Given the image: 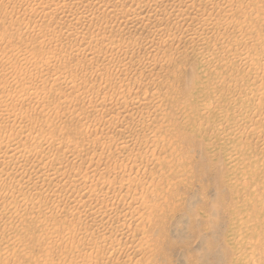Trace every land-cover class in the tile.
Here are the masks:
<instances>
[{"label":"rangeland","instance_id":"374dc122","mask_svg":"<svg viewBox=\"0 0 264 264\" xmlns=\"http://www.w3.org/2000/svg\"><path fill=\"white\" fill-rule=\"evenodd\" d=\"M74 1L0 0V61H2L0 62V95L4 94L12 99L10 100L13 101L12 104L8 101L7 105L15 107L17 114L21 111V114L10 120V123H5L7 127L1 124L0 120V145L5 146L6 141H9L8 143H14V147L8 144L11 148H16L17 151L21 148L18 153L15 152L16 155H12L13 159L10 158L11 155L8 157L11 152L7 153V157L4 154L0 157L2 158L0 165L3 168L10 163L6 169L0 166V169H3L0 173L5 171L4 173L11 176V180H20L19 182L15 180L18 185L14 181L16 186L12 182L8 183L9 187L6 184L8 189L5 185H0L2 187L0 188V210H2L0 211V264H254L255 261L256 264H264V0H232L230 2L237 1L240 5L242 3V7L236 6L234 8L237 9L236 13L234 9L231 10V20L228 18L229 21H223L218 15L215 20V30L213 27V31L211 28L210 32L199 30L198 33L201 35L186 39L182 36L179 39L181 29L186 27L183 21H176L178 24L170 23V35L162 34L159 35L160 37L155 35L156 39L147 29L143 30L140 24L136 28L133 23L121 22L119 28L115 17L120 11L125 12L129 8L134 10L132 8L138 5L136 3L133 5L132 0H129L131 3L128 0ZM169 1L171 0H162L163 3L159 1L160 6L155 7L151 4V7L146 8L147 10L139 12V16L147 15L146 19L151 20L161 19L160 8L169 11L172 8ZM228 1L208 0V3L211 5L212 2H216L215 4L221 6ZM80 2L82 4H79ZM89 2L91 5L88 4ZM110 3L113 5V10L112 13L107 14L108 10H104V5ZM93 4L96 7L102 6L99 9L95 7L93 14L87 11L89 15H86L85 11L93 9ZM39 5L46 7L43 13ZM78 6L79 8L83 6V9H79ZM177 8L178 13L182 12L181 9L185 11V7H180L179 10ZM176 11L174 14L177 15ZM192 11L197 13L195 9ZM206 13L208 12L205 11ZM242 15L247 19L250 18L248 20L244 18L245 25H241L244 22ZM201 16L191 13L194 20L202 18ZM216 21H218L217 29ZM221 21L224 22L223 25ZM67 26H70L72 31ZM149 36L153 40H149ZM223 36L225 38H222ZM162 37L165 39L163 40ZM203 37L204 44L199 40ZM147 40L153 42L149 44H152L150 49L148 47L149 50L146 45ZM7 43L12 44L14 50L4 53L2 49ZM164 44H168L166 49ZM226 44L230 47L227 46L228 49L225 47L224 49H227L225 51L223 46ZM55 52L58 53V57ZM116 60L125 62V65L121 66L122 63L119 65ZM110 62L112 64H109ZM152 64L158 66L160 64V66L159 68L154 66L153 69ZM15 79L18 83L13 82ZM20 83L23 84L20 86ZM17 84L23 89L19 90ZM30 87L32 88L29 89ZM35 87H41L40 94L37 95H40L41 100L37 97L36 101V96L32 95ZM26 91L28 96L31 94L29 96L31 99H28ZM138 94L144 96L140 99L141 102L160 103L163 112L158 115V118L161 117L158 119L160 122L156 123L158 127L153 131L147 132V135L143 134L135 141L124 142L122 139L124 133L135 135L142 130L145 133L146 127L155 121L151 116L154 112L142 108L141 102L130 105L131 98L139 96ZM18 97L28 100L29 104L21 102ZM29 100L32 102L30 103ZM123 101H127V105L122 104ZM235 107L237 109L239 107L240 113ZM44 110L45 112L47 110L45 115L42 112ZM1 113L4 115L3 112H0V115ZM127 113L129 116L126 117ZM23 114H26V118H22ZM45 133L48 135H44ZM39 135H44L45 139H39ZM35 141H41L39 145L42 156L36 157L34 153L29 154L30 152L24 150V146L27 149L35 144L33 143ZM124 145L133 147L129 153L132 158L128 157L127 153H121L124 157L120 156L113 160L107 158L108 150L118 149ZM48 150L51 151L48 153ZM26 154L28 157L25 156ZM73 156L74 158H71ZM34 157L37 160H34ZM146 157L153 161L155 159L152 167H140L141 160ZM126 158L129 161L125 160ZM28 159H31L30 162ZM130 159H136L134 161L136 164L133 165L137 166H133ZM32 161L33 165H31ZM35 164L45 167L43 174L37 173L40 176L35 174L38 167ZM21 166L23 169H20ZM101 167L106 168L105 171ZM54 169H56L55 174H58L57 184L62 183L64 179L79 178L84 172L86 175L87 172L91 175L93 169L103 171L106 177H103V180H109L114 173L124 170L126 181L132 184L131 191L136 189L141 201L143 199L144 202V198L149 200L145 202L152 204L150 208L153 212L158 207L164 212L160 210L157 211L158 213L154 212L155 216L150 223L148 220L151 218L147 219L146 214H143L142 217L145 215L147 218L144 220L141 217L140 225H136L135 220L128 219L123 230L126 235L122 237L120 235L122 230L116 229L115 224L109 225L107 217L88 216L89 205L97 206L96 202L91 201L84 207L76 201L79 198L72 196L74 193L70 190L59 189L60 187L57 186L60 184L54 186L55 181L52 180L56 177L55 174L53 176ZM14 172L19 174L15 176ZM152 174L155 176L152 177ZM27 181L32 189H26L28 187L19 189V185L26 184ZM93 181L91 185L93 184L95 188H93L94 193L102 195L101 192L104 190L105 193H109L107 195L112 196V189L108 185L103 186L97 178H93ZM140 193L145 196L142 197ZM146 196L149 198L147 199ZM17 197L21 199H18V202ZM51 197L55 200L53 203L55 206L41 205L45 198ZM117 198L112 199L116 208L111 207L112 210H108L109 215H115L129 207V200H126L123 206L122 202H117L119 200ZM121 207L125 208L121 210ZM159 213H162L161 217ZM157 216L159 217L156 219ZM244 220L249 222L245 223ZM146 221L148 223L145 226L143 224ZM99 225L107 227L105 233H97V228L101 229ZM116 230L120 233L117 231L116 234ZM138 232L140 234H137ZM138 237H143L140 239L143 244H140ZM135 238L139 243L133 242ZM132 246L135 248H131ZM137 248L140 253L133 254V257L124 252L126 250H130L129 253L136 252ZM90 255H94L91 256L93 259ZM129 256L128 260L125 259Z\"/></svg>","mask_w":264,"mask_h":264},{"label":"bare ground","instance_id":"6f19581e","mask_svg":"<svg viewBox=\"0 0 264 264\" xmlns=\"http://www.w3.org/2000/svg\"><path fill=\"white\" fill-rule=\"evenodd\" d=\"M55 1V0H54ZM58 1V0H57ZM71 1V0H70ZM83 1V0H82ZM81 1V2H82ZM117 1V0H116ZM133 1V5H135V3L138 5V6H136L135 8H132V9H134V10H129V9H131V8H127V9H125V10H127V11H125V12H121L120 11V13L115 17L116 18V21L115 22H117V24H118V27H119V24L121 23V22H123V23H126V22H130V24L131 23H133V25H135V27L136 28H138V24H140V25H142V29L143 30H145V29H147V31H148V33H150V34H152L153 35V38L154 37H157V36H155V35H158V37H160L159 35H170V32H171V28H170V23H176V21L178 22V21H183L185 24H186V27H184V29H181V33H180V38L179 39H181L182 37H183V39H184V37H185V39L186 38H195L196 36H199V34L200 33H198V32H200L199 30H202V31H208L209 30V32H210V29L213 27L214 28V30H215V27H214V25H215V20L217 19V17H218V15L220 16V17H222V19H223V21L224 20H227L228 18H230V13H232V9H234L236 6H238V5H240L239 4V2H238V4H237V1L236 2H230V1H232V0H226V1H228V2H226V3H223L222 5H223V7H222V5L220 6V5H218V4H215V3H211V5L208 3V0H171V1H169V2H171L170 3V5H171V10L169 11V9L167 10L166 8H160V11H159V14H160V12H161V19L159 18V19H153V20H151L150 18H147L146 19V16H139V12H141V11H143L144 9H146V8H149V6L151 5V4H153V6L155 7V6H160L159 5V3L162 1V0H132ZM168 1V0H167ZM220 1V0H219ZM223 0H221V2H222ZM240 1V0H239ZM244 1V0H243ZM258 1V0H257ZM74 2H76V0L74 1ZM78 2V1H77ZM79 3V4H82V3ZM98 2H99V0H98ZM103 2H105V1H103ZM115 2V1H114ZM119 2V1H118ZM123 2V1H122ZM128 2L129 3H131L129 0H128ZM73 3V2H72ZM112 3H113V1H112ZM161 3H163V2H161ZM218 3V2H217ZM241 3V2H240ZM247 3V2H246ZM78 4V3H77ZM89 5H91V3L89 2L88 3ZM87 4V5H88ZM104 4V3H103ZM121 4V3H120ZM208 4L210 5V6H208ZM244 4V3H243ZM248 4V3H247ZM89 5H88V8H89ZM115 5V4H114ZM132 5V4H131ZM165 5V4H164ZM169 5V6H170ZM241 5H242V3H241ZM240 5V6H241ZM84 6H85V4H84ZM93 6H94V8L92 9V8H90V9H85L86 11V15H89V14H93L94 12H95V9L97 8V9H99V7L100 6H102V5H97V6H99V7H96L94 4H93ZM105 7V9L104 10H108L107 11V14H108V12H110V13H112V7H113V5L110 3V4H106V5H104ZM124 6V5H123ZM179 7V8H177V7ZM2 7V6H1ZM38 7H41L40 5L38 6ZM38 7H36V8H38ZM45 7V6H44ZM44 7H41L40 8V10L42 11V13H43V10H45V8ZM83 6H80V8H82ZM87 7V6H86ZM96 7V8H95ZM151 7V6H150ZM153 7V8H154ZM179 10V9H181L180 7H185V11H183V9H181L182 10V12H183V15H184V13L186 12V16L184 15H182V12L180 11V13H178L179 11H176V8ZM242 7V6H241ZM3 8V7H2ZM35 8V9H36ZM78 8H79V6H78ZM79 8V9H80ZM136 8L138 9V10H136ZM157 8V7H156ZM159 8V7H158ZM238 8V7H237ZM39 9V8H38ZM83 9V8H82ZM102 9V10H103ZM175 9V10H174ZM196 10L197 11V13L195 12V13H193L194 11H192V10ZM39 10V11H40ZM94 10V11H93ZM147 10V9H146ZM159 10V9H158ZM157 10V11H158ZM173 10H174V12L176 11V13H177V15L176 14H174V12H173ZM208 10V11H207ZM235 10V9H234ZM234 10H233V12H234ZM237 10V9H236ZM236 10H235V13H236ZM239 10H240V8H239ZM242 10V9H241ZM34 11V10H33ZM37 11V10H36ZM87 11H88V13L89 14H87ZM97 11V10H96ZM100 11H101V9H100ZM123 11V10H122ZM205 11L206 12H208V13H206L205 14ZM231 11V12H230ZM250 11V10H249ZM38 12V11H37ZM64 12V11H63ZM66 12V11H65ZM79 12V11H78ZM84 12V11H83ZM103 12V11H102ZM114 12V11H113ZM118 12V11H117ZM244 12V11H243ZM242 12V13H243ZM247 12V11H246ZM245 12V13H246ZM31 13H33V14H35L34 12H31ZM69 13V12H68ZM80 13V12H79ZM98 13H99V10H98ZM104 13V12H103ZM191 13L192 14H196V15H198L199 14V16H201L202 18H200L199 17V19H198V21H197V19H195L194 20V18L193 17H191ZM241 13V14H242ZM244 13V14H245ZM249 13V12H248ZM66 14V13H65ZM97 14V13H96ZM147 14V13H146ZM150 14V13H149ZM156 14V13H155ZM178 14H180L179 16H178ZM240 13L238 12V15H239ZM243 14V15H244ZM203 15H204V17H203ZM234 15H236L237 16V14H234ZM242 15V20L244 21L243 23H241V25L242 24H244L245 25V21L246 20H248V19H250V18H246L245 16H243ZM246 15H247V17L249 16L247 13H246ZM92 17H94L93 15H91ZM99 16V15H98ZM109 16V15H108ZM149 16V15H148ZM85 17V16H84ZM231 17H233L232 15H231ZM235 17V16H234ZM86 18H88V17H86ZM91 18V17H90ZM196 18V17H195ZM238 18H240V15L238 16ZM244 18H246V20H244ZM93 19V18H92ZM88 19H86V21H87ZM220 20V19H219ZM230 20H231V18H230ZM89 21H91V20H89ZM197 21V22H196ZM223 21H221L222 23H221V25H223L224 24V22ZM227 21H229V20H227ZM233 21V20H232ZM79 22H83V21H79ZM182 22V23H183ZM218 21H216V23H217ZM77 23V22H76ZM81 23H79L80 25H81ZM183 23V24H184ZM227 23H229V22H227ZM238 23V22H237ZM248 23V22H247ZM250 23V22H249ZM70 24H72V23H70ZM83 24H85V23H83ZM115 24V23H114ZM113 24V25H114ZM176 24H178V23H176ZM185 24H184V26H185ZM234 24V23H233ZM240 24V23H239ZM238 24V25H239ZM79 25V26H80ZM132 25V26H133ZM217 25H218V23L216 24V29H217ZM220 25V24H219ZM240 25V26H241ZM248 25H250V24H248ZM247 25V26H248ZM71 26V25H70ZM69 26V27H70ZM75 24L73 25V28L75 29ZM79 26H77L78 28H79ZM83 26V25H82ZM173 26V25H172ZM175 26V25H174ZM178 26V25H177ZM183 26V25H182ZM227 26V25H226ZM237 26V25H236ZM68 27V26H67ZM68 27V28H69ZM110 27V26H109ZM113 27V26H112ZM144 27V28H143ZM176 27V26H175ZM245 27V26H244ZM71 28V27H70ZM69 28V29H70ZM115 28V27H114ZM120 28V27H119ZM127 28V27H126ZM133 28V27H132ZM139 28L141 29V26H139ZM174 28V27H173ZM213 28H212V31H213ZM220 28V27H219ZM225 28V27H224ZM108 29V28H107ZM112 29V28H111ZM116 29V28H115ZM177 29H178V27H177ZM223 29V28H222ZM237 29V28H236ZM249 29H251V28H249ZM71 30V29H70ZM180 30V29H179ZM235 30V29H234ZM238 30V29H237ZM246 30V29H245ZM247 30H248V28H247ZM252 30V29H251ZM251 30H249V31H251ZM72 31V30H71ZM112 31V30H111ZM118 31V30H117ZM175 31V30H174ZM242 31V30H241ZM241 31H239V32H241ZM136 32H137V29H136ZM138 32H139V30H138ZM248 32V31H247ZM105 33V32H104ZM177 33V32H176ZM238 33V32H237ZM244 33V32H243ZM106 34V33H105ZM110 34V33H109ZM118 34V33H117ZM141 34V33H140ZM144 34V33H143ZM173 34V33H172ZM178 34V33H177ZM202 34H204V32H202ZM230 34V33H229ZM248 34V33H247ZM49 35V34H48ZM107 35V34H106ZM116 35V34H115ZM146 35V34H145ZM201 35V34H200ZM218 35V34H217ZM227 35V34H226ZM234 35V34H233ZM172 36V35H171ZM182 36V37H181ZM209 36H210V34H209ZM215 36V35H214ZM225 36V35H224ZM222 37V38H225V37ZM238 35H236V37H237ZM150 37V36H149ZM170 36H168V38H169ZM175 36L173 35V38H174ZM201 37V36H200ZM229 37H230V35H229ZM248 37H250V36H248ZM50 38V37H49ZM52 38V37H51ZM153 38H149V40L151 39V40H153ZM167 38V39H168ZM171 38V37H170ZM169 38V39H170ZM173 38H171L170 40H173ZM199 38V37H198ZM217 38V37H216ZM238 38V37H237ZM245 38H246V36H245ZM154 39H156V38H154ZM162 39H163V37H162ZM162 39H161V41H162ZM165 39V38H164ZM163 39V40H164ZM167 39H166V42H167ZM209 39H211V38H209ZM221 39V38H220ZM229 39V38H228ZM239 39V38H238ZM237 39V40H238ZM169 40V41H170ZM198 40V39H197ZM199 40H205V38L203 37V38H201V39H199ZM198 40V41H199ZM227 40V39H226ZM244 40H246V39H244ZM142 41V40H141ZM148 41V40H147ZM146 41V42H147ZM175 41V40H174ZM179 41V40H178ZM177 41V42H178ZM185 41V40H184ZM223 41V40H222ZM230 41V40H229ZM232 41V40H231ZM230 41V42H231ZM195 42V41H194ZM203 42H205V41H202V44H204ZM211 42H212V40H211ZM227 42V41H226ZM232 42H234V41H232ZM259 42V41H258ZM142 43V42H141ZM150 43H152L153 44V42H147L146 43V45H147V49H148V47H149V49L151 48V46H152V44L151 45H149ZM158 43H159V41H158ZM219 43H221V42H219ZM260 43V42H259ZM8 44V43H7ZM5 44V47H3L4 49H2V50H4L3 52L4 53H8V52H11V51H13L14 50V46L12 45V44ZM132 44V43H131ZM130 44V45H131ZM139 44V43H138ZM138 44H136V45H138ZM155 44V43H154ZM198 44V43H197ZM215 45H217L216 43H214ZM229 44V43H228ZM228 44H226V46H223V49L225 48V47H227L228 46ZM129 45V46H130ZM133 45V44H132ZM145 45V44H144ZM145 45V46H146ZM159 45H161V44H159ZM165 45V44H164ZM168 45V44H167ZM167 45H165V49H166V46ZM194 45V44H193ZM200 45V44H199ZM236 45V44H235ZM234 45V46H235ZM140 46H142V45H140ZM200 46H202V45H200ZM212 46V45H211ZM214 46V45H213ZM138 47H139V45H138ZM137 47V48H138ZM144 47V46H143ZM163 47V46H162ZM228 47H230V46H228ZM228 47H227V49H228ZM233 46H231V48H232ZM133 48H136L135 46H133ZM132 48V49H133ZM154 48H159V47H154ZM163 48V49H164ZM215 48V47H214ZM220 48H221V46H220ZM238 48V47H237ZM148 49V50H149ZM160 49V48H159ZM158 49V50H159ZM172 49V48H171ZM213 49V48H212ZM216 49V48H215ZM214 49V50H215ZM222 49V50H223ZM226 49V50H227ZM238 49H241V48H238ZM157 50V49H156ZM162 50V49H161ZM217 50V49H216ZM215 50V51H216ZM225 50V49H224ZM225 50V51H226ZM89 51V50H88ZM154 51V50H153ZM200 51V50H199ZM85 52V51H84ZM92 52V51H91ZM161 52V51H160ZM167 52H168V50H167ZM203 52V51H202ZM245 52V51H244ZM4 53H2V54H4ZM87 53V52H86ZM90 53V52H89ZM89 53H88V55H89ZM93 53V52H92ZM91 53V54H92ZM96 53V52H95ZM163 53H164V51H163ZM166 53V52H165ZM207 53V52H206ZM242 53V52H241ZM11 54V53H10ZM53 54V53H52ZM55 54H56V56H57V52H55ZM59 54H61V53H59ZM246 54H248V53H246ZM6 56H8L7 54H5ZM93 55V54H92ZM97 55V54H96ZM253 55V54H252ZM4 56V55H3ZM11 56V55H10ZM60 56V55H59ZM87 56V55H86ZM94 56V55H93ZM244 56V55H243ZM249 56V55H248ZM54 57V56H53ZM58 57V56H57ZM236 57V56H235ZM244 57H246V56H244ZM2 58V57H1ZM7 58V57H6ZM241 58V57H240ZM252 58V57H251ZM250 58V59H251ZM61 59V58H60ZM224 59V58H223ZM249 59V60H250ZM1 60H4V59H1ZM6 60V59H5ZM4 60V61H5ZM58 60V59H57ZM113 60V59H112ZM119 60V59H118ZM240 60V59H239ZM243 60H245V59H243ZM36 61V60H35ZM123 61V60H122ZM0 62H2V61H0ZM113 62V61H112ZM112 62H110L109 64H112ZM119 63V65H120V63H122L121 64V66L122 65H125V62H119V61H117L116 60V63ZM223 62V61H222ZM242 62V61H241ZM249 62V61H248ZM247 62V63H248ZM244 63V62H243ZM251 63V62H250ZM255 63V62H254ZM38 64V63H37ZM36 64V66L38 67V65ZM41 64V63H40ZM106 64H108V63H106ZM115 64V63H114ZM113 64V65H114ZM155 64V63H154ZM154 64H152L153 65V69H154V66H155V68L157 67V68H159V66H160V64H159V66L158 65H154ZM157 64V63H156ZM35 65V64H34ZM33 65V66H34ZM45 65V64H44ZM152 65H150V66H152ZM164 65V64H163ZM106 66V65H105ZM116 66V65H115ZM245 66V65H244ZM117 67V66H116ZM249 67H250V65H249ZM258 67V66H257ZM30 68V67H29ZM34 68V67H33ZM40 68V67H39ZM104 68V67H103ZM106 68L107 67H105V70H106ZM160 68H162V66L160 67ZM27 69V68H26ZM243 69V68H242ZM255 69V68H254ZM23 70H25L24 68H23ZM23 70H21V71H23ZM30 70V69H29ZM28 70V71H29ZM150 70H152V69H150ZM161 70V69H160ZM165 70H166V68H165ZM245 70V69H244ZM256 70H257V68H256ZM259 70V69H258ZM26 71V70H25ZM97 71H98V69H97ZM98 73V72H97ZM22 76V75H21ZM23 77H24V75H23ZM17 80H19V79H17ZM13 82H15V83H18V81H16V79H15V81H13ZM12 82V83H13ZM20 82V81H19ZM22 82H23V80H22ZM255 82V81H254ZM257 82V81H256ZM12 83H11V88H12ZM24 83V82H23ZM22 83V84H23ZM92 83V82H91ZM90 83V84H91ZM10 84V83H9ZM14 84V83H13ZM21 83H20V86L22 85ZM219 84V83H218ZM237 84V83H236ZM18 85V84H17ZM17 85H14L15 87L17 86ZM25 85V84H24ZM23 85V86H24ZM39 85H41V84H39ZM38 85V86H39ZM130 85V84H129ZM19 85H18V88L20 87ZM22 86V87H23ZM92 87H93V85H91ZM235 86H237V85H235ZM257 86V85H256ZM15 87H14V89H15ZM34 87V86H33ZM44 87V86H43ZM42 87V89L44 90V88ZM95 87V86H94ZM259 87H261V86H259ZM17 88V89H18ZM27 88H28V86H27ZM32 87H30L29 89H31ZM40 89H41V87H39ZM39 88H37V87H35V92H33L32 93V95H33V97L34 96H36L35 97V100H36V98L38 97L39 98V96H37L38 94H40V89ZM90 88V87H89ZM217 88V87H216ZM215 88V89H216ZM245 88V87H244ZM20 89H23V88H19V90ZM29 89H28V91H29ZM98 89H99V87H98ZM18 90V91H19ZM218 90H220V87L218 88ZM24 91H25V89H24ZM42 92H44V91H42ZM58 92V91H57ZM60 92V91H59ZM250 92V91H249ZM248 92V93H249ZM259 92V91H258ZM263 91H260V93H262ZM31 93V92H30ZM63 93H64V91H63ZM62 93V94H63ZM19 94V93H18ZM17 94V95H18ZM59 94V93H58ZM61 94V95H62ZM5 95H7V94H5ZM26 95H27V91H26ZM31 95V94H30ZM29 95V96H30ZM47 95V94H46ZM60 95V96H61ZM139 95V94H138ZM28 96V95H27ZM28 96V99L30 98L31 99V97H29ZM43 96V95H42ZM11 97V96H10ZM21 97V96H20ZM141 97V98H140ZM143 95L142 94H140L139 96H135V97H133V98H131V104L130 105H132V104H135V103H139V102H141L140 101V99H143ZM12 98V97H11ZM19 98V97H18ZM24 98V97H23ZM42 98V97H41ZM47 98V97H46ZM17 99V97L15 98V100ZM32 99H34V98H32ZM40 99V98H39ZM215 99H217L216 97H215ZM214 99V101H218V100H215ZM221 99V98H220ZM10 100H12V99H10V98H8V97H6V96H4V94L3 95H0V112H3L4 113V115H2V113H1V115H0V120H1V124L3 123V125L6 123V124H8V122L10 123V120H12V119H15V117L18 115V114H21L20 112L17 114L16 113V111H17V109L15 108V107H10V106H8L7 105V103H9L10 102ZM14 100V99H13ZM19 100L21 101V102H24V103H27V101L26 100H22V99H20L19 98ZM18 100V101H19ZM38 100V99H37ZM36 100V101H37ZM41 100V99H40ZM130 100V99H129ZM128 100V101H129ZM9 101V102H8ZM19 101V102H20ZM30 101V100H29ZM11 102H13V101H11ZM10 102V104H12ZM20 102V103H21ZM32 101H30V103H31ZM219 102V101H218ZM34 103V102H33ZM44 103V102H43ZM127 103V101H123V103L122 104H125V105H127L126 104ZM217 103V102H216ZM16 104V103H15ZM27 104H29V103H27ZM39 104H41L40 102H39ZM38 104V105H39ZM258 104H260V103H258ZM18 105V104H17ZM37 105V106H38ZM128 105H129V103H128ZM140 105L142 106V108H144V109H147V110H149V109H151L154 113V115H152L151 114V116H153V120L155 119V121L152 123V124H150V125H148L147 127H146V131H145V133L143 132V130L141 131V132H139V133H137V134H135V135H133V134H123L122 135V139L124 140V142H126L127 140H130L131 142L132 141H135V140H137V139H139V137L140 136H142L143 134H146L147 132H150V131H153L156 127H158L157 125L158 124H156L159 120V118H161V117H159L158 118V115H160L162 112H163V107L160 105V103L159 104H153V103H150V102H148V101H144V102H141L140 103ZM14 106V105H13ZM1 107H4V108H2L1 109ZM22 107H23V105H22ZM45 107V106H44ZM208 107H210V106H208ZM236 108V107H235ZM234 108V109H235ZM256 108V107H255ZM237 109V108H236ZM238 109H239V107H238ZM237 109V110H238ZM241 109V108H240ZM246 109V108H245ZM263 109H264V107H263ZM20 110H21V107H20ZM41 110H43V109H41ZM242 110V109H241ZM256 110V109H255ZM239 111V110H238ZM243 111V110H242ZM246 111V110H245ZM253 111V110H252ZM251 111V112H252ZM264 111V110H263ZM40 112V111H39ZM42 112H44V115H45V113L47 112V110H46V112H45V110L44 111H42ZM236 112V111H235ZM239 113H240V111H239ZM235 114V113H234ZM241 114H242V112H241ZM24 115V114H23ZM22 115V118H26V114L23 116ZM41 115H42V113H41ZM126 115V117L127 116H129V114L127 113V114H125ZM232 116V115H231ZM228 117V116H227ZM237 117H238V115H237ZM18 118V117H17ZM29 118V117H28ZM232 118V117H231ZM32 119V118H31ZM31 119H29V121L31 120ZM36 119H38V118H36ZM21 120V119H20ZM42 120V119H41ZM236 120H237V118H236ZM239 120H240V118H239ZM246 120V119H245ZM63 121H64V119H63ZM21 122V121H20ZM36 122H38V121H36ZM160 122V121H159ZM158 122V123H159ZM228 122V121H227ZM232 122V121H231ZM12 123H14V121H12ZM239 121H238V125H239ZM5 124V125H6ZM17 125L19 124L18 122L16 123ZM21 124H26V123H21ZM234 124V123H233ZM13 125V124H12ZM15 125V124H14ZM16 125V126H17ZM27 125V124H26ZM25 125V127H27ZM9 126V125H8ZM10 126H11V124H10ZM20 126H22V125H20ZM232 126H234V125H232ZM241 126V125H240ZM5 127H7V125L5 126ZM29 127V126H28ZM27 127V128H28ZM219 127V126H218ZM220 127H222V126H220ZM237 127V126H236ZM9 128V127H8ZM16 128V127H15ZM22 128H24L23 126H22ZM21 128V129H22ZM243 128V127H242ZM20 129V128H19ZM255 129V128H254ZM254 129L252 130V131H254ZM25 130H26V128H25ZM248 130V129H247ZM242 131V130H241ZM3 132V131H2ZM45 132V131H44ZM258 132V131H257ZM41 132H39V134H40ZM236 133V132H235ZM258 134V133H257ZM18 136L20 135V133L19 134H17ZM16 135V136H17ZM44 135H46V133L44 134ZM44 135H39L40 136V138L39 139H41V138H44ZM48 135V134H47ZM46 135V136H47ZM147 135V134H146ZM240 135V134H239ZM256 135V134H255ZM12 137H13V135H11ZM38 136V137H39ZM11 137V139H13ZM36 137V136H35ZM50 138V137H49ZM227 138V137H226ZM232 138V137H231ZM15 139V138H14ZM17 139V138H16ZM35 139H37V137L35 138ZM34 139V140H35ZM38 139V140H39ZM45 139V138H44ZM233 139H235L234 138V136H233ZM8 140H10L9 138H8ZM126 140V141H125ZM230 140V139H229ZM228 140V141H229ZM7 142V144H5V146L2 144V146L0 145V154H1V156L0 157H3V155L2 154H4L5 156L7 155V153H10L11 152V154H9L8 155V157L11 155H14L15 154V152H19V149H21V148H18V151H17V149L15 148H13L14 146H13V144L14 143H8L9 141H6ZM12 142V141H11ZM14 142H16V141H14ZM39 142H41V141H35V142H33V143H35V144H32V145H30L29 147H27V149L25 148V146H24V150H27V152H30L29 154H31V153H34V155L37 157V156H42L41 154H42V149H41V145H39ZM43 142V141H42ZM215 142V141H214ZM44 143H46V142H44ZM48 143H50V142H48ZM58 143V142H57ZM213 143V142H212ZM216 143V142H215ZM223 143H224V141H223ZM8 144H10V145H12L13 147L11 148V146L10 145H8ZM23 144V143H22ZM55 144H56V142H55ZM127 145V144H126ZM124 145V146H121L120 148H115V149H111V150H108V154H107V158L108 159H116V158H119L120 156H122V157H124L123 156V154L124 153H127L128 155V157H131V156H129V153H131V148L133 149V147L132 146H130L131 148H129V147H127V146H129V145ZM217 145V144H216ZM215 145V146H216ZM226 145V144H225ZM17 146V144L15 145V147ZM23 146V145H22ZM47 146V145H46ZM58 146V145H57ZM211 146V145H210ZM213 146V145H212ZM219 146V145H218ZM217 146V147H218ZM19 147V146H18ZM21 147V146H20ZM45 147V146H44ZM49 147V146H48ZM66 147V146H65ZM23 148V147H22ZM45 148H47V147H45ZM59 148V147H58ZM69 148V147H68ZM48 149V148H47ZM55 149V148H54ZM75 149H76V147H75ZM51 150H53L52 148H51ZM51 150H48V153H49V151H51ZM67 150H69V149H67ZM20 151H22V150H20ZM44 151V150H43ZM47 151V150H46ZM46 151H45V153H46ZM73 151H74V148H73ZM72 150H71V152H73ZM133 151V150H132ZM136 152V151H135ZM140 152V151H139ZM47 153V154H48ZM51 153V152H50ZM73 153H76V152H73ZM121 153H123V154H121ZM133 153V152H132ZM24 154H25V152H24ZM69 154V153H68ZM138 154H140V153H138ZM16 155V154H15ZM19 155H21V154H19ZM19 155H17L18 157H19ZM72 155V154H71ZM74 155V154H73ZM77 155V154H76ZM75 155V156H76ZM131 155H133V154H131ZM21 156H23V155H21ZM25 156H27L28 157V155L26 154ZM69 156V155H68ZM88 156V155H87ZM138 156V155H137ZM139 156H141V155H139ZM231 156V155H230ZM7 157V156H6ZM26 157V158H27ZM36 157H34V160L36 159ZM144 157V156H143ZM11 159H13L14 158V156H12V157H10ZM30 158H32L31 156H30ZM39 158V157H38ZM71 158H74V156L73 157H71ZM70 158V159H71ZM132 158V157H131ZM233 158V157H232ZM231 158V159H232ZM0 159H2V158H0ZM33 159V158H32ZM43 159V158H42ZM76 159H77V156H76ZM91 159V158H90ZM108 159H106V160H108ZM30 160L31 159H28V162H30ZM37 160V159H36ZM39 160V159H38ZM40 160H41V158H40ZM84 160V159H83ZM125 160H128L127 158L125 159ZM136 159H130V161L131 162H133L132 163V165L135 163L134 161H135ZM42 161V160H41ZM41 161H38L39 163L41 162ZM48 161V160H47ZM129 161V160H128ZM154 161H155V159H154ZM154 161L152 160V159H149V158H143L142 160H141V166L140 167H149V166H153L154 165ZM8 162V161H7ZM38 162H36V163H38ZM46 162V161H45ZM68 162V161H67ZM137 162V161H136ZM4 163V162H3ZM11 163H13V162H11ZM25 163V162H24ZM129 163V162H128ZM157 163V162H156ZM10 164V163H9ZM8 164V165H9ZM28 163L26 162V165H27ZM34 164V162L32 161V163H31V165H33ZM43 165H44V163H42ZM54 164V163H53ZM53 164H52V166H53ZM92 164V163H91ZM136 164V163H135ZM232 164V163H231ZM8 165H4L5 166V168H3V166H1L3 169H6V166L7 167H9ZM13 165V164H12ZM49 165V164H48ZM95 165H97V164H95ZM99 165H100V163H99ZM140 165V164H139ZM14 166V165H13ZM17 166V165H16ZM23 166V165H22ZM22 166H21V168L20 169H23L22 168ZM30 166V165H29ZM35 166H36V164H35ZM37 166H38V164H37ZM36 166V167H37ZM58 166H59V164H58ZM91 166V165H90ZM93 166V165H92ZM98 166V165H97ZM105 166H106V164H105ZM104 166V167H105ZM127 167H129L128 165H126ZM133 166H137V165H133ZM18 167H20V165H18ZM31 167V166H30ZM29 167V168H30ZM60 167H62V166H60ZM107 167V166H106ZM139 166H138V169L140 168ZM0 169V170H3V169ZM16 168V167H15ZM28 168V169H29ZM43 168H44V170H45V167H43V166H38L37 167V170L35 171L36 173L35 174H37V173H40V174H43L44 172H43ZM50 168H52L51 166H50ZM54 168V167H53ZM92 168H94V167H92ZM98 168V167H97ZM133 168H135V167H133ZM10 169V168H9ZM13 169H14V167H13ZM24 169H25V167H24ZM96 169V168H95ZM101 169H102V167H101ZM106 169V168H105ZM105 169H102V170H104L105 171ZM126 169V168H125ZM130 169L132 170V166L130 167ZM138 169H137V171H138ZM55 170L56 169H54V173H53V176H54V174H55ZM100 171V170H95L94 171V169L92 170V172L93 173H91V175H89L88 174V172H87V175L85 174V172L84 173H82V174H84L83 176H80L79 178H76L75 177V179H73V177L72 178H68L67 180H65L64 179V181L62 182V183H59L58 182V184H60V185H58L56 182L57 181H59V179H58V177H57V175L58 174H55L56 175V177H53V181H55L54 182V186H57V187H60L59 189H61V190H63V191H67V189L68 190H70L72 193H74V194H72V196H75V197H77V198H79L78 200H76V198H73V199H75L77 202H79L82 206H84V207H86L91 201H94V202H96L97 203V206H93V207H90V205H89V211H88V216H90V215H92V216H99L100 218H104V217H107V221H108V223H109V225L111 224H115L114 226H115V228L116 229H119L120 231H121V234L120 235H122V237H123V235H126V234H124V229L126 228V226H125V224H126V221L129 219V220H135L136 221V225H140V220H141V217L143 216V214H146V216L148 217H145V215H144V217H142V218H144V220H145V218H147V219H149V218H151V219H149L148 221H149V223L152 221V218L155 216V213L154 212H157L158 210H160V209H162L161 207H160V209H158L157 207V210H154V212H153V209H151L150 208V206L152 205V204H150L149 202L148 203H146L147 201H149V200H146L145 198H144V202H143V199H142V201H141V196H139V195H137L139 192H137V190L135 189V191H131V183H130V181L129 182H127L126 181V178L124 177L125 175H124V170L123 171H120V172H117V173H114L113 174V176H111V178L108 180V179H104L103 180V177L104 178H106L105 177V175L103 174V171ZM7 171V170H6ZM11 171V170H10ZM12 171H15V170H12ZM21 171V170H20ZM19 171V172H20ZM47 171V170H46ZM87 171V170H86ZM130 171V170H129ZM5 171H3V172H1L0 173V185L1 186H3V185H5V187H6V189H8V187H9V185H8V183L10 184L11 182L12 183H14V181L16 180H14L13 179V176H12V179L13 180H11V176H9V175H7L6 173H4ZM19 172H17V173H15L14 175L16 176V174H19ZM27 172V171H26ZM33 172H34V170H33ZM32 172V173H33ZM49 173L51 172V171H48ZM48 172H46V173H48ZM123 172V173H122ZM132 172V171H131ZM130 172V173H131ZM11 173V172H10ZM13 173V172H12ZM57 173V172H56ZM129 173V174H130ZM9 174V173H8ZM40 174H37V175H39L40 176ZM50 174H52V173H50ZM81 174V175H82ZM21 175H22V173H21ZM97 175V177H95ZM153 175L154 174H152V177H153ZM32 176V175H31ZM30 176V177H31ZM51 176V175H50ZM60 177H61V174L59 175ZM129 176V175H128ZM155 176V175H154ZM23 177V176H22ZM21 177V178H22ZM34 177V176H33ZM37 177L38 176H36V179H37ZM41 177H42V175H41ZM70 177V176H69ZM158 177V176H157ZM15 178V177H14ZM24 178V177H23ZM63 178V177H62ZM65 178V177H64ZM93 178H97V180H99L98 182L101 184L102 183V185L103 186H105V185H108L111 189H112V196H109V195H107V194H109V193H105L104 192V190H102L101 188V190L103 191V192H101V193H103L102 195L101 194H99V193H94L93 191H94V186H93V184L91 185V183L92 182H94L93 181ZM109 178V177H108ZM34 179V178H33ZM39 180H40V178H38ZM45 179H46V176H45ZM44 179V180H45ZM102 179V180H101ZM128 179H130V178H128ZM51 180V183L53 182ZM101 180V181H100ZM147 180V179H146ZM150 180H152V179H150ZM154 180V179H153ZM16 181H20L19 179L18 180H16ZM15 181V182H16ZM22 181V180H21ZM38 181V180H37ZM24 183L26 182V180L25 181H23ZM28 183H26V184H21V185H19L20 187H19V189L21 188V190H23L22 188H26V187H28V188H26V189H30L31 187H30V185H29V181H27ZM31 182V181H30ZM41 182V181H40ZM138 182V181H137ZM146 182V181H145ZM152 182V181H151ZM151 182H149V183H151ZM17 183V182H16ZM156 183V182H155ZM8 185V187H7V185ZM45 184V183H44ZM53 184V183H52ZM97 184V183H96ZM12 185V184H11ZM13 185H15V183L13 184ZM13 185H12V187H13ZM17 185H18V183H17ZM32 185V184H31ZM41 185V184H40ZM48 185V184H47ZM139 185V184H138ZM245 185H246V182H245ZM16 186V185H15ZM14 186V187H15ZM38 186V185H37ZM96 186V185H95ZM133 186H135V185H133ZM140 186H142V185H140ZM174 186V185H173ZM50 187V186H49ZM48 187V188H49ZM53 187V186H52ZM164 187V186H163ZM0 188H2V187H0ZM4 188V187H3ZM17 188V187H16ZM71 188V189H70ZM94 188V189H93ZM136 188H137V186H136ZM141 188V187H140ZM139 188V189H140ZM143 188H144V186L142 187V191H143ZM159 188H161V187H159ZM169 188V187H168ZM176 188V187H175ZM32 189V188H31ZM30 189V190H31ZM35 188H33V190H34ZM45 189V188H44ZM47 189V188H46ZM53 189V188H52ZM162 189V188H161ZM1 190V189H0ZM5 189H3V191H4ZM15 190V189H14ZM25 190V189H24ZM32 190V191H33ZM169 190V189H168ZM8 191V190H7ZM9 191H12V190H9ZM27 191V190H26ZM29 191V190H28ZM27 191V192H28ZM54 191H55V189H54ZM82 191V192H81ZM154 191H155V189H154ZM57 192V191H56ZM62 192V191H61ZM61 192H58V193H61ZM69 192V191H68ZM98 192V191H97ZM100 192V191H99ZM135 192H137V193H135ZM1 193V192H0ZM25 193V192H24ZM33 193V192H32ZM63 193V192H62ZM153 193H155V192H153ZM165 193V192H164ZM21 194V193H20ZM71 194V193H70ZM141 194V193H140ZM156 194H158V193H156ZM162 194V193H161ZM160 194V195H161ZM166 194V193H165ZM26 195V194H25ZM25 195H23V196H25ZM33 195V194H32ZM52 195H53V192H52ZM55 195H56V193H55ZM142 195V197L143 196H145V195H143V194H141ZM153 195V194H152ZM159 195V194H158ZM171 195V194H170ZM22 196V195H21ZM20 196V197H21ZM29 196V195H28ZM137 196H139V197H137ZM20 197L18 198L17 197V202L19 201L18 199H20ZM109 197V198H108ZM118 197V198H117ZM147 197V196H146ZM158 197V196H157ZM29 198V197H28ZM32 198V197H31ZM42 198V197H41ZM54 199H55V196L53 197ZM115 198H117V199H119L117 202H119L120 201V203L122 202V204H123V206H125L124 204L126 203L125 201L126 200H129V207H127V209H125L124 211H122V212H119V213H116L115 215L114 214H112V215H109L108 214V210L109 209H111V207L113 208V207H115V206H113V204L115 203H113L112 202V199H115ZM149 197H147V199H148ZM167 198V197H166ZM177 198V197H176ZM70 199H72V198H70ZM82 199V200H81ZM87 199V200H86ZM21 200V199H20ZM26 200V199H25ZM86 200V201H85ZM145 200H146V202H145ZM168 200H169V198H168ZM39 201V200H38ZM54 201L55 200H53L52 199V197L51 198H49V199H47V198H45L44 199V201L42 202V206L44 205V206H50L51 207V205H54L53 203H54ZM114 201V200H113ZM116 201V200H115ZM164 201H165V199H164ZM25 202V201H24ZM69 202H71V201H69ZM10 202H8V204H9ZM39 203V202H38ZM146 203V204H145ZM13 204V203H12ZM21 205H22V202L20 203ZM24 204V203H23ZM28 204V203H27ZM57 204H58V202H57ZM100 206H99V205ZM117 204H119V203H116V205ZM135 204H138V205H136L135 206ZM2 205H4V204H2ZM25 205V204H24ZM23 205V206H24ZM37 205H39V204H37ZM92 205H94V204H92ZM147 205H149V207L147 206ZM10 206V205H9ZM13 206V205H12ZM20 206V205H19ZM32 206H34V205H32ZM55 206V205H54ZM122 206V205H121ZM154 206H155V204H154ZM154 206H152V207H154ZM156 206H159V205H156ZM169 206V205H168ZM1 207V206H0ZM4 207V206H3ZM2 207V208H3ZM35 208L37 207V206H34ZM47 207V208H48ZM63 207H65V206H63ZM118 207V206H117ZM167 207V206H166ZM170 207V206H169ZM6 208V207H5ZM9 208V207H8ZM116 208V207H115ZM114 208V209H115ZM123 208H125V207H123ZM122 207H121V210L123 209ZM155 208V207H154ZM155 208V209H156ZM171 208V207H170ZM14 209V208H13ZM40 209H41V207H40ZM42 209H44L43 207H42ZM118 209V208H117ZM120 209V208H119ZM166 209V208H165ZM165 209H163V210H165ZM168 209V208H167ZM31 210V209H30ZM36 210H38V209H36ZM53 210L54 209H52V211L51 212H53ZM88 210V209H87ZM112 210V209H111ZM120 210V211H121ZM168 210H170V209H168ZM0 211H2V210H0ZM9 211H11V210H9ZM48 211V210H47ZM162 213L164 212V211H162V210H160ZM37 212V211H36ZM55 212V211H54ZM58 212V211H57ZM111 212V211H110ZM116 212H118V211H116ZM158 213V212H157ZM162 213H159V215H160V217L162 216ZM4 214V213H3ZM108 214V215H107ZM158 215V214H157ZM165 216V215H164ZM163 216V217H164ZM167 216H168V214H167ZM18 217V216H17ZM159 216H157L156 217V219L158 218ZM171 217V216H170ZM11 218V217H10ZM9 218V219H10ZM14 218V217H13ZM12 218V219H13ZM88 218V217H87ZM8 219V220H9ZM20 219V218H19ZM91 219V218H90ZM95 219V218H94ZM99 219V218H98ZM7 220V219H6ZM88 220V219H87ZM151 220V221H150ZM16 221V220H15ZM72 221V220H71ZM77 221V220H76ZM245 221V220H244ZM6 222V221H5ZM131 222V221H130ZM142 222V221H141ZM249 222V221H248ZM248 222H246L245 221V223H248ZM2 223V222H1ZM8 223V222H7ZM16 223H18V222H16ZM72 223V222H71ZM70 223V224H71ZM75 223V222H74ZM77 223H80V222H78L77 221ZM98 223V222H97ZM106 223V222H105ZM146 223H148L147 221L143 224V225H145L146 226ZM9 224V223H8ZM83 224V223H82ZM94 224H95V222L92 224L93 226H94ZM99 224V223H98ZM76 225V224H75ZM100 225H102V223L100 224ZM99 225V228H101V229H98L97 228V233H103L106 229H107V227L105 228L104 227V225L101 227ZM127 225H129V224H127ZM133 225H135V224H133ZM143 225H142V227H143ZM244 225V224H243ZM250 225V224H249ZM73 226H74V224H73ZM80 226V225H79ZM78 226V227H79ZM82 226V225H81ZM96 226V225H95ZM105 226H107V225H105ZM144 226V227H145ZM245 226V225H244ZM53 227V226H52ZM83 227H85V226H83ZM137 227V226H136ZM242 227V226H241ZM249 227V226H248ZM75 228V227H74ZM91 228H93V227H91ZM95 228V227H94ZM128 229H129V227H127ZM243 228V227H242ZM253 228V227H252ZM76 229V228H75ZM78 229V228H77ZM80 229H82V228H80ZM84 229V228H83ZM127 229V231H129ZM136 229V228H135ZM246 229H249V228H247L246 227ZM54 230V229H53ZM112 230V229H111ZM82 231V230H81ZM86 231V230H85ZM113 231V230H112ZM117 231L118 230H116V234H117ZM131 231V230H130ZM142 231H143V229H142ZM147 231V230H146ZM244 231V230H243ZM246 231V230H245ZM87 232V231H86ZM107 232V231H106ZM119 232V231H118ZM247 232V231H246ZM105 233V232H104ZM110 233H112L111 231H110ZM114 233V232H113ZM112 233V234H113ZM120 233V232H119ZM125 233H126V230H125ZM81 234V233H80ZM115 234V235H116ZM130 234V233H129ZM133 234H135V233H133ZM137 234H140L139 232L137 233ZM99 235V234H98ZM103 235H105V234H103ZM102 235V236H103ZM243 235H245V234H243ZM13 236V235H12ZM109 236V235H108ZM107 236V237H108ZM113 236V235H112ZM115 237V236H114ZM126 237V236H125ZM128 237H130V236H128ZM236 237V236H235ZM241 237V236H240ZM243 237V236H242ZM241 237V238H242ZM7 238H10V237H7ZM104 238H105V236H104ZM113 238V237H112ZM143 238V237H142ZM142 238H137L138 240H139V242H140V244L142 243L143 244V242H141L140 241V239H142ZM239 238V237H238ZM241 238H239V239H241ZM13 239V238H12ZM114 239V238H113ZM122 239V238H121ZM131 239V238H130ZM136 239V238H135ZM135 239H133V240H135ZM137 239L135 240V241H133V242H136L137 241ZM145 239V238H144ZM109 240V239H108ZM127 240H128V238H127ZM238 240V239H237ZM245 241H246V239H244ZM235 241H236V239H235ZM115 242H117V241H115ZM129 242V241H128ZM131 242V241H130ZM139 242H136V243H139ZM250 242V241H249ZM136 243H135V245H136ZM129 244V243H128ZM242 244V243H241ZM247 244V243H246ZM113 245V244H112ZM127 245V244H126ZM131 246V245H130ZM137 246V245H136ZM140 246V245H139ZM111 247V246H110ZM119 247H120V245H119ZM124 247V246H123ZM128 248H129V246H128ZM127 248V249H128ZM131 248H135V246H132ZM261 248V247H260ZM111 249V248H110ZM130 249V248H129ZM120 250V249H119ZM131 250V249H130ZM129 250V251H130ZM133 250V249H132ZM137 251L136 252H133L132 251V253H129V251H124V252H127L128 254L127 255H132L131 257H133V254L134 255H136V253L139 255V249L137 248L136 249ZM254 250V249H253ZM110 251V250H109ZM142 251V250H141ZM108 252V251H107ZM142 253V252H141ZM144 253V252H143ZM145 254V253H144ZM111 255V254H110ZM89 256V255H88ZM92 255H90V257H91ZM94 256V255H93ZM92 256V257H93ZM144 256V255H143ZM251 256H252V254H251ZM91 257V259H93ZM107 258H108V256H107ZM130 258V256L128 257V258H125V259H129ZM139 258V257H138ZM134 259V258H133ZM136 259V258H135ZM114 260V259H113ZM116 260H118V259H116ZM131 260V259H130ZM252 260V259H251ZM256 260V259H255ZM91 261V260H90ZM109 262H110V260H109ZM111 262H112V260H111ZM116 262V261H115ZM114 262V263H115ZM256 262V261H255ZM254 262V264H256ZM98 263V262H97ZM106 263H107V261H106ZM258 263V262H257ZM109 264V263H108ZM112 264V263H111ZM116 264V263H115Z\"/></svg>","mask_w":264,"mask_h":264}]
</instances>
